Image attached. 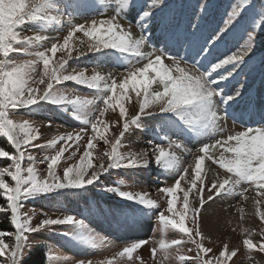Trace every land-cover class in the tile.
I'll use <instances>...</instances> for the list:
<instances>
[{"label":"snow or ice","instance_id":"obj_1","mask_svg":"<svg viewBox=\"0 0 264 264\" xmlns=\"http://www.w3.org/2000/svg\"><path fill=\"white\" fill-rule=\"evenodd\" d=\"M213 8L212 0L191 11L184 0H0V214L10 227L0 229V264H144L138 250L149 244L155 264L173 250L179 264L237 257L227 243L207 247L206 229L217 205L243 220L233 201L250 191L264 223V0H228L209 28ZM117 110L112 131L104 117ZM54 119L80 126L40 142ZM229 120L243 130L230 131ZM137 131L143 140L132 139ZM45 200L55 202L52 215L35 207ZM64 201L85 207L70 211ZM254 231L242 229L243 244L264 254V228L258 242ZM52 236L78 255H54Z\"/></svg>","mask_w":264,"mask_h":264},{"label":"rangeland","instance_id":"obj_2","mask_svg":"<svg viewBox=\"0 0 264 264\" xmlns=\"http://www.w3.org/2000/svg\"><path fill=\"white\" fill-rule=\"evenodd\" d=\"M215 0L214 3V8L210 12L206 26L211 27L215 21L218 19L217 12H223L224 8L227 6L228 0H223L219 1ZM184 2L187 4L189 11H191L192 8L195 7L196 3L198 0H184ZM28 34H31L29 32ZM66 33H49V35H64ZM79 35V34H78ZM60 53H57V58L59 57ZM75 55V53H74ZM76 66V65H74ZM88 66L89 71H91V66L81 63L78 65V67H84ZM109 67H112L109 65ZM239 79H242V76L239 77ZM82 95H90L88 91H82ZM128 107L129 111V116L135 114L136 111H138V104L135 101V98L133 97V100L131 104H126ZM119 116L118 110L116 112H109L105 115L104 119L112 123V131H116V126L113 123ZM17 118H31L33 119L36 123H41L42 121L45 120V117L41 116H33V117H28L27 115H24L22 117H17ZM155 123H158V121H154L151 124H149V127H153ZM57 125H61L60 127H57ZM79 124L77 122H74L72 120H64L61 121L60 119H54L53 120V126L51 129L44 127L41 129L42 132V137L40 142H46L47 140L52 139L55 136H58L60 134H63L65 131H72V130H78ZM227 127L229 128L230 131H239L243 130V122L239 123H233V121L229 120L227 123ZM139 138L140 140H143V135L139 131H137L136 136L133 137L132 139ZM83 143V142H82ZM102 143V142H101ZM196 145V147L199 146L198 142L193 141L188 144L189 148H193V151H196V148L193 147V145ZM0 145L7 147L6 141L3 138H0ZM10 150V149H9ZM71 149H69L68 152H65L64 158H62L61 165L65 162L67 156L69 155V152ZM99 152V145L97 146V154ZM82 155L81 153H78L77 156L79 157ZM95 155V154H94ZM192 156L185 154L184 159H186L188 162L192 161ZM69 163L76 162L74 161H68ZM27 163V162H25ZM208 161L205 162V169L207 170L208 166ZM41 169H43L45 166L44 165H39ZM218 167V166H217ZM223 172V170H220ZM117 177H113V179H116ZM183 183V182H182ZM150 187H155V185L149 184ZM205 195H207V192H205ZM255 196V193L251 192L249 193V200L248 201H240L239 198H237L236 201H233L234 204L239 203L240 207L244 208V219H240V213L236 212L235 207H229L227 204H222V205H217L215 206V214L213 216V227L212 232H210L211 239L209 241H206L205 244L207 247L213 248L214 251L218 252L219 249L222 248L224 243H227L229 245V250H232L233 248L239 249L237 257H234L231 261H229V264H254V262H259V264H264V261H262V256L264 254H258L255 251L250 252L247 247L243 244V240L246 238V234L242 232L243 228H249L250 230H255L254 234L252 235V239L254 242H258L262 237L260 236V232L262 228H264V223H262L259 220V217L255 214L256 210L253 204L252 197ZM65 206L70 210V211H80L83 210L85 205L83 201H73V202H68L64 201L63 202ZM54 201H40L38 202L35 207L37 211L39 212L41 208L44 211H47L50 215L54 213ZM31 205H27L26 207H30ZM179 207V204H178ZM264 210V205H262V209ZM35 222V221H34ZM0 229H8L10 230L9 224L7 222V219L3 216V214H0ZM235 229V230H233ZM117 235L123 237L124 233H118ZM152 234L151 233H146L140 238L143 239H148ZM162 237L160 234H157L155 239L159 240ZM167 240H171L173 238H179L178 235L169 233L166 237H163ZM49 242L52 244V249H53V254L54 255H69V256H77L78 254L74 251L69 250L68 248L62 247L59 238L58 237H48ZM117 246L119 247L124 243V241L120 240L117 241ZM154 245H145L142 247L140 250H138V255L144 260V264H155L151 254H150V248ZM189 247H192L191 245H185L184 246V255L186 256H191L194 255L193 253H189L187 249ZM103 255H110L109 252H104ZM176 253L173 250L169 254L168 259H164V254L158 252L156 260L157 261H162V264H179L178 260L175 258ZM99 258V257H97Z\"/></svg>","mask_w":264,"mask_h":264},{"label":"bare ground","instance_id":"obj_3","mask_svg":"<svg viewBox=\"0 0 264 264\" xmlns=\"http://www.w3.org/2000/svg\"><path fill=\"white\" fill-rule=\"evenodd\" d=\"M214 4V3H213ZM206 231H208L209 233L212 232V229H206Z\"/></svg>","mask_w":264,"mask_h":264}]
</instances>
